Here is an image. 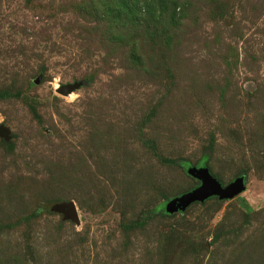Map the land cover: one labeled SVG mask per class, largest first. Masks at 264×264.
Returning a JSON list of instances; mask_svg holds the SVG:
<instances>
[{
    "label": "rangeland",
    "instance_id": "obj_1",
    "mask_svg": "<svg viewBox=\"0 0 264 264\" xmlns=\"http://www.w3.org/2000/svg\"><path fill=\"white\" fill-rule=\"evenodd\" d=\"M0 124V264H264V0H0Z\"/></svg>",
    "mask_w": 264,
    "mask_h": 264
},
{
    "label": "water",
    "instance_id": "obj_2",
    "mask_svg": "<svg viewBox=\"0 0 264 264\" xmlns=\"http://www.w3.org/2000/svg\"><path fill=\"white\" fill-rule=\"evenodd\" d=\"M76 86V84L66 85L59 89V92L66 95L76 88ZM7 135V129L0 124V136L7 137ZM191 173L198 178L202 184L192 192L174 200L171 203L172 210H176L177 208L185 209L193 201H203L211 196H218L219 198H233L245 189L243 177H238L229 185L222 187V185L211 176L207 168H195L191 170ZM48 209L60 213L63 219L71 220L75 223L79 222V216L73 201L54 203L49 205Z\"/></svg>",
    "mask_w": 264,
    "mask_h": 264
},
{
    "label": "trees",
    "instance_id": "obj_3",
    "mask_svg": "<svg viewBox=\"0 0 264 264\" xmlns=\"http://www.w3.org/2000/svg\"><path fill=\"white\" fill-rule=\"evenodd\" d=\"M212 198V197H211ZM241 202H242V199H241Z\"/></svg>",
    "mask_w": 264,
    "mask_h": 264
}]
</instances>
